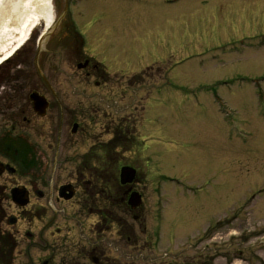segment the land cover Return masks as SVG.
<instances>
[{"label": "rangeland", "instance_id": "374dc122", "mask_svg": "<svg viewBox=\"0 0 264 264\" xmlns=\"http://www.w3.org/2000/svg\"><path fill=\"white\" fill-rule=\"evenodd\" d=\"M263 1L87 0L72 6L74 19L90 42L93 31L115 28L116 15L139 22L133 28L136 35H118L109 44L112 50H94L99 62L104 64L103 58L108 59L104 65L111 76H134L144 71L142 78L126 81L112 77L101 89L110 96L91 97L87 91L83 105L107 114L102 115L100 126L89 131L87 144L107 141L113 129L108 124L119 126L129 119L128 127L133 129L140 121L137 131L143 143L141 157L146 160L141 171L147 175L144 173L137 191L143 195V204L133 214L122 202L111 206L109 200L115 201L120 192L109 184L102 195L105 205L100 206L105 222L97 224L96 210L83 208L76 200L56 203L57 189L76 181L75 153H82V149L76 151L73 144L80 136H72L70 129L58 126L56 120L52 127L46 123L31 128L20 125L21 117L15 124L10 114H2L0 137L20 133L37 141L40 152L36 156L38 167L20 182L34 181L42 198L34 196L32 210L22 213L5 198L6 217L15 218L17 223L4 224L2 229L16 238L18 250L29 247L34 262L41 257L48 264H264V95L255 94V85L248 83L264 78ZM55 4L54 0L49 4L50 25L56 21ZM241 11L251 18L252 27L244 25L247 20L237 15ZM86 20H91V25H86ZM38 24L27 43L0 66V72L8 67L12 76L34 74L40 78L46 73L48 78H57L63 70L73 75V69L63 63L62 48L53 34L50 43L45 41L48 46L44 43L40 48L51 47L48 53L39 55L36 45L32 48L37 32L46 29L41 19ZM158 33L163 34L165 45L154 43L152 38ZM236 39H244V46L249 44L238 49L234 54L237 59L218 48L231 46ZM126 45L141 46L143 51L128 63L116 61L112 52ZM38 57L44 63L36 62ZM15 61L18 67L11 65ZM51 61L53 66H48ZM161 63L169 70L166 82L145 70ZM221 82L227 83L220 89L229 90L223 94L232 112H221L211 103L214 86ZM76 84L73 81L72 85ZM197 85L210 87V92L205 89L201 93L204 97L199 96ZM2 87L0 105L21 108L29 103L27 93L11 90L5 82ZM126 88L132 92L126 95ZM257 89L263 92V81L257 82ZM149 92L142 114V101ZM117 104L128 109L115 115ZM58 137L64 145L57 157L48 143ZM128 163L123 161V165ZM79 193L81 200L83 193ZM110 214L125 222L128 240L123 226H111L114 219ZM46 246V255L41 254ZM94 249L98 253L83 256V250ZM70 251H75L73 256Z\"/></svg>", "mask_w": 264, "mask_h": 264}, {"label": "flooded vegetation", "instance_id": "af4514ba", "mask_svg": "<svg viewBox=\"0 0 264 264\" xmlns=\"http://www.w3.org/2000/svg\"><path fill=\"white\" fill-rule=\"evenodd\" d=\"M55 1L56 25L52 27V32L47 38L46 43H50L53 34L54 41L59 44V48H62L61 50L64 55L63 63L65 66H69L73 69V75H67L63 70V72L56 75L57 78H48L49 74L46 73H42V75L39 74L40 78H35L33 76L34 74L12 76L10 75V69L8 67L5 68V70L3 69L0 72V89H4L2 84L5 82L6 86H9L11 90L16 89L21 94L27 93L29 103H26L21 108L7 103L0 105V115L3 114V117H7V115L10 114L9 117L15 121V124L19 123L18 121L21 117L20 125L25 124L31 128L43 127L46 123L52 127L56 120L58 126L62 125L65 128L68 127L72 136H80L76 143L73 144L76 151H81L82 149V153H75V161L77 160V166L74 170L76 181L58 188L55 201L59 204L71 203L76 200V203L79 206L96 210L95 217L97 218V224H101L105 222L104 217L106 216L101 212L100 208L101 205H105V203L102 202V195L107 192L105 187H108L109 184L111 186H116L117 190L120 188L121 195L119 200L125 204L127 211L133 214V211L126 204V195L127 192L129 194L134 191L139 193L137 190L141 185L137 183L136 185L123 188L117 186L114 178L118 174L119 166L123 165V161L129 162L127 166L135 168L138 177H141V174L136 167L137 164H135L133 160L134 152L130 146L132 132L128 127L129 119L120 123L119 126L116 123H114L113 126L108 124L107 127H113V129L111 130L110 137L107 141L100 143H96L98 141H95L87 144L86 138L87 135H90L89 131L100 126L102 123V115L106 116L107 114L101 115L102 111L100 109L94 106L86 107L83 105V102H85L87 91L91 97L107 98V96H110L102 93L101 89L107 87L108 81H111L112 77H110V75L99 66L100 62L97 60L98 56H96L94 49H104L106 52L105 48L110 47L112 41H114L118 35L128 37L127 35H130L133 28L138 26V24H133V20L126 16L122 17L116 15L115 28L93 31L90 37V42L85 31L80 29L76 20H73L75 18V13L70 4V0H54V2ZM64 9H66V12L61 16ZM91 23V20L85 21L86 25H91ZM39 35L40 32H37L33 38L32 48H35L36 45V50H38L37 52H39V55H44L49 52V49L51 50V47H47L48 45L45 43L47 46L44 49H40L42 41L38 43L37 40ZM237 42L238 41L233 42L231 46H228L229 52L237 54L239 49L235 46ZM111 48L112 47H110L109 50H112ZM140 51H143L141 46L130 49L122 46L119 50L115 49L112 52V55L116 57V61L128 63L133 58L139 57ZM39 61L41 63L43 62L42 57L37 58L36 62ZM102 61L105 63L107 61L108 63L106 57H104ZM49 63L51 64L48 66H53L52 61ZM11 65L18 67V62L15 61ZM108 67H110V64H108ZM149 71H151V76L153 78L159 76L162 77L163 80L165 75V70L163 68L157 66L149 69ZM116 76H120L121 79L124 77L126 78V81L127 78L130 80L129 77L121 74L113 75V78ZM61 77V83H59ZM73 81H76L77 84L75 86L78 88H75V86L72 85ZM238 81L242 82V79H238ZM86 86L90 87V89L87 90L85 88ZM123 91L126 95L132 92L127 88ZM108 93L111 94L112 89H109ZM32 94H37L39 97H43L48 104L43 117L38 116L32 109L30 102ZM124 99L125 96L121 102L124 101ZM114 104H116V102ZM17 108H19V110H15ZM114 108L117 109L115 115H117L119 111L122 114L128 109V107L122 108L119 104ZM112 109L113 107H111V110ZM112 122L116 121L113 120ZM124 123L128 125L126 126ZM62 141L63 140L58 137L57 139H54L52 143H48L57 157L61 145L62 147L64 145ZM38 150L39 145L37 141L26 138L20 133L13 136L5 135L0 137V264H12L15 262H18V264L49 263L48 261H41V257H37L34 262L30 253V248L27 247L24 251L18 250L19 245L16 238L5 229H2L4 224L13 226L17 223L15 218L7 219L6 217V197L10 200L8 205L16 207L19 213L28 212V209L32 210L34 207V204H32L34 196L42 198V194L36 191V183L34 181L29 180L26 183L20 182L22 178L26 177V173H29V171H33V169L38 167V161L36 159L37 154L40 153ZM80 182L82 183V186L77 184ZM64 187L71 188V192L73 193L72 199L64 200L59 198V190ZM17 188H24L27 192L26 206L22 208L15 206L11 200V192ZM80 191L83 193L81 200L78 198ZM110 192L112 193L111 188L109 189V193ZM139 194L141 195L143 203V195L141 192ZM117 202L118 200H109L108 204L112 206ZM42 208L43 207H40L39 209L42 210ZM109 216L112 215L110 214ZM111 218L114 219L113 216ZM233 218L235 219V216ZM110 222L111 226L115 225L116 228L123 226L125 229L123 232H126L125 236L126 240H128L127 236L129 234V229L126 228L125 222H119L115 219ZM28 236L29 234L26 233V237ZM47 246L44 248V251H41V254L42 252H46ZM70 252L69 255L73 256L75 251ZM82 252L84 253L83 256H91L95 252L98 253L97 249L92 251L83 250Z\"/></svg>", "mask_w": 264, "mask_h": 264}, {"label": "bare ground", "instance_id": "6f19581e", "mask_svg": "<svg viewBox=\"0 0 264 264\" xmlns=\"http://www.w3.org/2000/svg\"><path fill=\"white\" fill-rule=\"evenodd\" d=\"M49 4L50 0H0V62L26 44L30 33L39 25V19L44 21L45 28L49 27ZM243 11L238 14L240 17L247 16ZM160 36L163 34L158 33L152 39L158 43Z\"/></svg>", "mask_w": 264, "mask_h": 264}, {"label": "water", "instance_id": "95a60500", "mask_svg": "<svg viewBox=\"0 0 264 264\" xmlns=\"http://www.w3.org/2000/svg\"><path fill=\"white\" fill-rule=\"evenodd\" d=\"M32 101H33L34 110L39 113L43 112V109L45 107V104H43V101L35 95L32 97ZM134 179H135V172L131 168L126 167L121 170V174H120V184L121 185L131 184L134 181ZM24 196L25 195H22L19 190H16L15 192H13V200L18 203L21 202L20 204L22 205H24L25 203V200L23 199ZM128 204L132 209H135L140 204V198L136 194H132L129 197Z\"/></svg>", "mask_w": 264, "mask_h": 264}, {"label": "trees", "instance_id": "16d2710c", "mask_svg": "<svg viewBox=\"0 0 264 264\" xmlns=\"http://www.w3.org/2000/svg\"><path fill=\"white\" fill-rule=\"evenodd\" d=\"M132 146L135 148V149H140L141 148V143H139L136 139H133L132 140Z\"/></svg>", "mask_w": 264, "mask_h": 264}]
</instances>
